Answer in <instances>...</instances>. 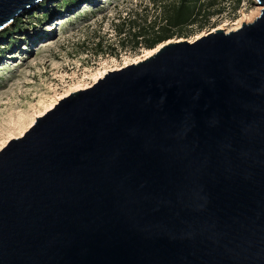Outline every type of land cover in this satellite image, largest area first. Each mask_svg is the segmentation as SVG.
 <instances>
[{"label":"water","instance_id":"obj_1","mask_svg":"<svg viewBox=\"0 0 264 264\" xmlns=\"http://www.w3.org/2000/svg\"><path fill=\"white\" fill-rule=\"evenodd\" d=\"M39 1L0 0V30ZM254 2L253 21L164 41L0 150V264H264Z\"/></svg>","mask_w":264,"mask_h":264},{"label":"rangeland","instance_id":"obj_2","mask_svg":"<svg viewBox=\"0 0 264 264\" xmlns=\"http://www.w3.org/2000/svg\"><path fill=\"white\" fill-rule=\"evenodd\" d=\"M175 1L41 0L17 15L0 30V150L21 137L18 125L10 123L18 112L28 110L37 119L46 105L92 86L101 73L141 61L164 41H193L212 29L241 27L259 6L254 0H202L204 8L218 6L205 26L199 19L172 28L155 48L146 47Z\"/></svg>","mask_w":264,"mask_h":264},{"label":"trees","instance_id":"obj_3","mask_svg":"<svg viewBox=\"0 0 264 264\" xmlns=\"http://www.w3.org/2000/svg\"><path fill=\"white\" fill-rule=\"evenodd\" d=\"M174 2L176 3L175 0ZM217 7L216 3H211L204 8L202 0H177V6H175L166 19L165 26L146 39L144 41L145 46L150 49L155 48L159 42L164 41L167 36H170L169 32L172 28H184L193 25L199 19V22L205 20L204 23H200V27L205 26L206 22L214 15L212 10ZM152 28L154 29V27ZM138 36L136 35V37ZM138 43L139 41L136 40L135 44Z\"/></svg>","mask_w":264,"mask_h":264},{"label":"bare ground","instance_id":"obj_4","mask_svg":"<svg viewBox=\"0 0 264 264\" xmlns=\"http://www.w3.org/2000/svg\"><path fill=\"white\" fill-rule=\"evenodd\" d=\"M260 9H262V7H260V6H258L257 7V12H255L254 13V16L252 17V20L255 18V17H257L258 15H259V13H260ZM251 20V21H252ZM249 22V21H248ZM8 27V25L5 27V28H7ZM238 28H240V26H238V27H236V28H234V29H231V30H228L227 32H229V31H232V30H236V29H238ZM158 47V46H157ZM157 48H155L154 50L152 49L151 51L153 52V51H155ZM102 74V73H101ZM96 78V77H95ZM98 79H96L95 81H97ZM56 104V103H55ZM55 104H53V103H50L49 105H46V109H45V111L42 113V114H44L46 111H48L49 109H51V108H53L54 107V105ZM23 112H18V114H17V117H14V118H12V122L10 121V123H15L16 125H18V129H19V134H20V136H22L24 133H25V131H27L29 128H30V126L35 122V117L34 118H32L31 116H29V113L27 112L28 110H22ZM9 123V124H10ZM5 145H6V142L4 143Z\"/></svg>","mask_w":264,"mask_h":264}]
</instances>
